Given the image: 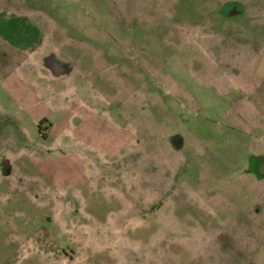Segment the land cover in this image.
<instances>
[{"label": "rangeland", "instance_id": "rangeland-1", "mask_svg": "<svg viewBox=\"0 0 264 264\" xmlns=\"http://www.w3.org/2000/svg\"><path fill=\"white\" fill-rule=\"evenodd\" d=\"M0 2L60 78L0 111V264H264V0Z\"/></svg>", "mask_w": 264, "mask_h": 264}, {"label": "crops", "instance_id": "crops-1", "mask_svg": "<svg viewBox=\"0 0 264 264\" xmlns=\"http://www.w3.org/2000/svg\"><path fill=\"white\" fill-rule=\"evenodd\" d=\"M45 17L40 10H11L0 2V111L9 115L10 125L15 109L23 108L29 113L38 112L41 106H54L56 91L60 90L59 86L55 88L60 78L46 67L53 59L46 58L43 52V40L48 38ZM33 121L40 120L36 117ZM41 126L39 123V133Z\"/></svg>", "mask_w": 264, "mask_h": 264}, {"label": "trees", "instance_id": "trees-1", "mask_svg": "<svg viewBox=\"0 0 264 264\" xmlns=\"http://www.w3.org/2000/svg\"><path fill=\"white\" fill-rule=\"evenodd\" d=\"M44 121V120H43Z\"/></svg>", "mask_w": 264, "mask_h": 264}]
</instances>
